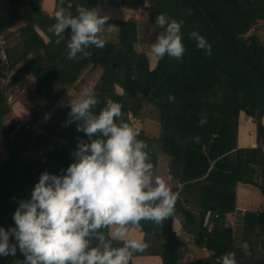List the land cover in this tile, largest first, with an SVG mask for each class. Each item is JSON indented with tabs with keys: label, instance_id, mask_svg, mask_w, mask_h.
Here are the masks:
<instances>
[{
	"label": "trees",
	"instance_id": "obj_1",
	"mask_svg": "<svg viewBox=\"0 0 264 264\" xmlns=\"http://www.w3.org/2000/svg\"><path fill=\"white\" fill-rule=\"evenodd\" d=\"M77 5L130 10L128 19L109 21L120 27L119 44L90 47V56L68 59L69 33L57 45L48 29L58 8L75 14ZM159 13L183 21L186 51L182 60L165 56L149 67L148 57L135 47L138 26L143 24L147 36L140 43H152L161 31L154 26ZM263 22L264 0H54L50 12L41 7V0H0V34L7 38V29L22 23L18 29L26 44L10 64L7 88L28 73L35 80L34 89L22 101L28 110L22 124L12 119L4 124L9 106L0 85V143L8 148L7 157L0 161V227L15 226L13 212L20 200L30 197L42 172L58 175L72 162L66 146L53 144L54 138L65 137L74 147L78 140H87L77 131V121L66 123L69 105H58L47 114L75 80L81 84L86 75L100 68L91 86L99 101L94 112L107 102L122 105L120 119L130 123L139 132L138 138L148 144L156 175L165 160L170 188L178 193L188 214L186 223L181 219L185 232L209 251L181 261L185 242L170 230V217L161 225L140 222L148 244L143 253L160 255L162 264H221L228 252L235 254L237 264H264V208L251 214L247 254L241 244L234 243L232 230L224 224L226 213L236 206L238 183H253L264 196V155L260 152L264 146V40L256 33ZM35 25L46 33L47 42ZM192 31L206 39L210 55L197 49L189 38ZM4 68L0 64V76ZM240 113L251 117L256 126L258 145L254 147L237 146ZM202 118L206 123L201 124ZM145 119L160 125L157 137L142 129ZM33 127L45 132L35 134ZM37 151L43 155L38 156ZM23 260L18 249L14 256H0V264H21Z\"/></svg>",
	"mask_w": 264,
	"mask_h": 264
},
{
	"label": "clouds",
	"instance_id": "obj_2",
	"mask_svg": "<svg viewBox=\"0 0 264 264\" xmlns=\"http://www.w3.org/2000/svg\"><path fill=\"white\" fill-rule=\"evenodd\" d=\"M53 19L48 31L57 45L69 33L70 60L90 56V47L119 44L120 27L109 23L110 14L98 8L77 5L74 14L60 7ZM182 25L166 13L157 14L154 26L161 31L139 51L157 62L165 56L182 60ZM189 38L197 49L211 54V46L197 31ZM98 103L88 88L71 99L66 123L77 121V131L87 140H78L66 169L58 175L42 172L30 197L18 202L12 217L15 226L0 227V256H14L18 249L24 256L21 264H130L148 244L142 237L129 236V227L141 221L161 225L174 215L178 193L154 173L148 144L120 119L122 105L113 102L94 112ZM241 248L248 253L246 243ZM221 264H237L235 254H224Z\"/></svg>",
	"mask_w": 264,
	"mask_h": 264
},
{
	"label": "crops",
	"instance_id": "obj_3",
	"mask_svg": "<svg viewBox=\"0 0 264 264\" xmlns=\"http://www.w3.org/2000/svg\"><path fill=\"white\" fill-rule=\"evenodd\" d=\"M54 0H41V7L46 11L50 12L53 9ZM101 14L108 13L111 16V21L113 20H126L129 18L131 11L119 7H105L100 9ZM262 24V23H261ZM264 24V22H263ZM260 25L258 29L260 35L264 34V25ZM22 23L16 24L7 29L6 32L9 36L5 38V49L10 59L13 62L17 57H19L23 51L26 49V44L22 40L20 35L19 27ZM34 29L38 35L43 39L44 42L48 41V36L46 33L39 28L37 25ZM258 33V35H259ZM263 33V34H262ZM141 46L147 48L149 44L141 43ZM28 57H25L22 61L14 66L18 68L21 63L25 62ZM154 59L148 58L149 67L154 66ZM86 71L82 73L80 77H84ZM79 80H75L72 87L66 89L62 92L56 99L55 104L51 107L52 109L48 112L47 116L50 115L51 111L58 105L67 104L69 105L72 98L78 97L81 92L88 88L90 89L93 85L90 83L91 80L82 81L81 84L78 83ZM75 86V87H73ZM35 87L34 76L31 73L23 75V77L14 85L11 86L10 92L13 96L14 101L9 106V113L5 116L4 124L7 125L9 120H13L17 124L24 123L28 118V110L23 105L22 101L26 98L27 94L33 90ZM7 103V102H6ZM264 122V121H263ZM256 132V126L252 121L251 117L240 113L237 119V135L236 143L238 147H254L256 146L257 136L254 134ZM8 155V148L0 143V161H3ZM165 162V160H163ZM164 162L161 164L164 165ZM160 165V166H161ZM160 169L157 172V176H160L166 180L169 187L172 184V180L168 173H163ZM54 174V173H52ZM259 179V178H258ZM264 208V196L259 191L258 187L253 183L240 182L236 186V206L235 208L226 213L224 224L232 230L233 240L236 245H242L248 242L250 238V232L252 227L251 214L255 210H262ZM208 212L206 213V217ZM205 217V222H206ZM186 218L188 214L185 211V205L182 199L179 197L175 204V212L172 216L170 223V230L175 233L176 236L183 239L185 242V249L181 254V261H187L194 258L205 256L209 251L193 242L192 237L189 233L185 232L181 219H184L186 223ZM183 221V222H184ZM14 227V226H11ZM128 235L134 238H143L144 231L139 225H132L129 227ZM117 242V246H120V242ZM131 264H162V259L158 254L143 253L138 252L132 256Z\"/></svg>",
	"mask_w": 264,
	"mask_h": 264
},
{
	"label": "built area",
	"instance_id": "obj_4",
	"mask_svg": "<svg viewBox=\"0 0 264 264\" xmlns=\"http://www.w3.org/2000/svg\"><path fill=\"white\" fill-rule=\"evenodd\" d=\"M0 64L5 67L3 72H2V75L0 76V85L4 91V95H5L7 104H10L11 102L14 101L10 90L7 88V86L11 82V75H12V70L10 69L11 62H10V59L8 58V55H7V52L5 49V39L3 38V36L1 34H0ZM31 129L34 130L35 134L45 132L42 127H33ZM53 144H56L57 146H66V148L68 150L67 154H68L69 158L73 159L72 153L74 152L76 147L70 145L67 138L56 137L53 140ZM261 150L264 151V146L261 147ZM36 153L38 156L43 155V151H37Z\"/></svg>",
	"mask_w": 264,
	"mask_h": 264
},
{
	"label": "rangeland",
	"instance_id": "obj_5",
	"mask_svg": "<svg viewBox=\"0 0 264 264\" xmlns=\"http://www.w3.org/2000/svg\"><path fill=\"white\" fill-rule=\"evenodd\" d=\"M145 28H144V26H143V24L142 23H140L139 24V26H138V42H136L135 43V47H136V49L137 50H139V47L142 45L141 43H140V41H145L146 39H147V36H146V33L144 32L145 30H144ZM257 29V30H256ZM255 30H256V33L258 34L259 33V31H258V29H260V26L259 27H257ZM263 34V33H262ZM259 36L264 40V34L263 35H260V33H259ZM154 62H156V60L154 59ZM155 64V63H154ZM100 73H101V69L100 68H97V69H94L91 73H89L88 75H86V77H85V81H86V79L87 80H91V84H92V82H95L96 81V79L99 77V75H100ZM91 89V88H90ZM117 90L118 91H120V89L119 88H117ZM110 103H106V105H109ZM105 105V106H106ZM136 125H138V122H136L135 123V125H134V127H136ZM141 127H142V129L145 131V133L147 134V135H150V136H153L154 138L155 137H157L158 136V134H159V130H160V125L157 123V122H155L154 120H150V119H145L143 122H142V124H141ZM136 130V129H135ZM254 134H256V132L254 133ZM256 145H258V143L256 142L255 143ZM51 147V146H50ZM49 147V148H50ZM263 150H261V148H260V152H262ZM262 154L264 155V151L262 152ZM164 165H165V162H164ZM160 169L161 170H163L162 172L163 173H168L167 172V168H166V166H160ZM169 174V173H168ZM9 227H11V226H7L6 227V230L9 228Z\"/></svg>",
	"mask_w": 264,
	"mask_h": 264
},
{
	"label": "water",
	"instance_id": "obj_6",
	"mask_svg": "<svg viewBox=\"0 0 264 264\" xmlns=\"http://www.w3.org/2000/svg\"><path fill=\"white\" fill-rule=\"evenodd\" d=\"M29 155L34 156L32 151H29ZM36 157V156H35Z\"/></svg>",
	"mask_w": 264,
	"mask_h": 264
}]
</instances>
